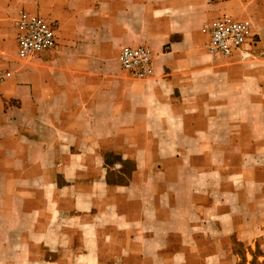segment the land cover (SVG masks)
Returning <instances> with one entry per match:
<instances>
[{
	"label": "crops",
	"instance_id": "1",
	"mask_svg": "<svg viewBox=\"0 0 264 264\" xmlns=\"http://www.w3.org/2000/svg\"><path fill=\"white\" fill-rule=\"evenodd\" d=\"M20 11L54 49L18 58ZM223 16L251 59L209 53ZM0 69V264H264V0H0Z\"/></svg>",
	"mask_w": 264,
	"mask_h": 264
},
{
	"label": "built area",
	"instance_id": "2",
	"mask_svg": "<svg viewBox=\"0 0 264 264\" xmlns=\"http://www.w3.org/2000/svg\"><path fill=\"white\" fill-rule=\"evenodd\" d=\"M17 38V56L29 60L57 45L56 27L40 16L20 11L14 22ZM201 32L207 37L209 53L219 58L240 57L246 61L253 57L256 45L254 24L250 19L223 16L206 23ZM118 62L122 70L136 79L154 75L153 53L149 47H123ZM12 78V72L0 69V90Z\"/></svg>",
	"mask_w": 264,
	"mask_h": 264
}]
</instances>
